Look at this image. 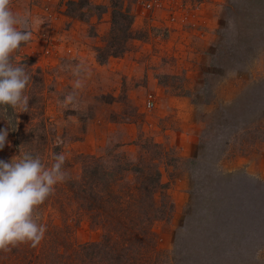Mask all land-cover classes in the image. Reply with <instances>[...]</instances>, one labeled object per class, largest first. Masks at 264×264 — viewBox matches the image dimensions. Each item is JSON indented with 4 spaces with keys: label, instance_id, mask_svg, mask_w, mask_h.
Wrapping results in <instances>:
<instances>
[{
    "label": "rangeland",
    "instance_id": "374dc122",
    "mask_svg": "<svg viewBox=\"0 0 264 264\" xmlns=\"http://www.w3.org/2000/svg\"><path fill=\"white\" fill-rule=\"evenodd\" d=\"M199 1L11 0L35 21L16 55L30 109L0 119V160L62 151L66 178L36 210L41 244L0 264H264V0H228L217 33H169ZM124 164L159 170L160 187Z\"/></svg>",
    "mask_w": 264,
    "mask_h": 264
},
{
    "label": "clouds",
    "instance_id": "9594fccd",
    "mask_svg": "<svg viewBox=\"0 0 264 264\" xmlns=\"http://www.w3.org/2000/svg\"><path fill=\"white\" fill-rule=\"evenodd\" d=\"M34 24L27 14L12 10L11 0H0V119L10 129L13 117L19 121L18 115L30 109L26 93L31 76L16 55L31 42ZM81 86L77 80L75 87ZM74 99V95H69L63 103L67 105ZM8 136V129H0V151ZM51 160L46 165L40 155L21 150L11 162L0 160V250L21 243L36 248L45 238L46 227L36 210L66 178V154L53 153Z\"/></svg>",
    "mask_w": 264,
    "mask_h": 264
},
{
    "label": "crops",
    "instance_id": "0c3cea01",
    "mask_svg": "<svg viewBox=\"0 0 264 264\" xmlns=\"http://www.w3.org/2000/svg\"><path fill=\"white\" fill-rule=\"evenodd\" d=\"M96 4H106V0H94ZM187 1L186 4L188 5L191 0ZM228 0H201L194 5L196 9L192 8L191 11H188L189 7L187 8V12H189L190 23H188L187 27L183 25L180 26L179 23H176L169 29V33H217L220 29L222 24L225 23L226 18H228V8L227 2ZM57 14L56 16H58ZM62 17V14L59 15ZM64 16V15H63ZM196 19V20H195ZM193 25L194 27H189ZM176 28V29H175Z\"/></svg>",
    "mask_w": 264,
    "mask_h": 264
},
{
    "label": "trees",
    "instance_id": "16d2710c",
    "mask_svg": "<svg viewBox=\"0 0 264 264\" xmlns=\"http://www.w3.org/2000/svg\"><path fill=\"white\" fill-rule=\"evenodd\" d=\"M255 2L257 3L258 2V0H255ZM253 4V3H252ZM234 4L233 3H230V6H229V11L232 13V11L234 12ZM253 8L256 10V4L253 6ZM122 16L124 17V18H128V19H130V22L132 21V17H130V15H128V14H126L125 12L124 13H122ZM127 33L129 34V33H132V30H131V26H130V24H129V26L127 27ZM130 36V35H129ZM131 37V36H130ZM124 52V51H123ZM123 52H114V53H111L110 54V56H112V57H118V56H120ZM125 166H127V164H124ZM119 167V169H122V167L119 165V166H117V168ZM124 171L125 172H129V173H131V174H133V175H136V176H139V178H138V180H139V183H140V186H142L143 187V189H145V188H149L150 187V189H153V191H156L157 190V188H159L160 187V178H161V173H160V171L159 170H155L151 175H145L146 173L144 172V170L143 169H141V168H139V166L138 165H136V166H134V165H132V166H127L125 169H124ZM143 177V178H142ZM144 184H145V186H144ZM162 187V186H161ZM135 193H137V191H135ZM153 194H154V192H153ZM148 197H150V200H151V196H148ZM112 194H110L109 195V198H108V203H111V202H113V200H112ZM116 199L117 200H120L121 199V194H117V196H116V198H115V202H118V201H116ZM128 205H130L131 206V208H128V213L129 214H133V213H135V214H137L134 210H133V207H134V205H136V203H137V201H138V199H139V196L138 195H129L128 194ZM217 210V208H215V210L214 211H216ZM145 219L144 220H140V221H138V222H143V223H147V224H149V219H150V215H148L147 213H146V215H145ZM128 219H133V218H130V217H128ZM135 238H132V239H129V240H134ZM132 241H131V243H132ZM130 243V244H131ZM129 244V245H130ZM142 249V251H144L145 250V248H141ZM140 249V250H141ZM137 251V253H136V255L138 256V258H140V256H142V254H141V251ZM124 252L127 254V255H129V252H131V250L129 249V248H127V247H125L124 248ZM132 255V254H131ZM134 264H135V262H134Z\"/></svg>",
    "mask_w": 264,
    "mask_h": 264
},
{
    "label": "built area",
    "instance_id": "2783aa9c",
    "mask_svg": "<svg viewBox=\"0 0 264 264\" xmlns=\"http://www.w3.org/2000/svg\"><path fill=\"white\" fill-rule=\"evenodd\" d=\"M147 107L152 109L154 107V96L151 94L147 101Z\"/></svg>",
    "mask_w": 264,
    "mask_h": 264
}]
</instances>
